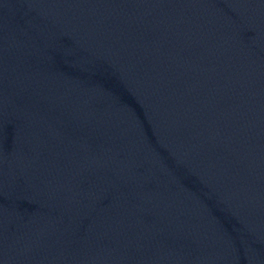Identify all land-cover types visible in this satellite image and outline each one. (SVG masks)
<instances>
[{"label":"water","instance_id":"1","mask_svg":"<svg viewBox=\"0 0 264 264\" xmlns=\"http://www.w3.org/2000/svg\"><path fill=\"white\" fill-rule=\"evenodd\" d=\"M0 264H264V0H0Z\"/></svg>","mask_w":264,"mask_h":264}]
</instances>
